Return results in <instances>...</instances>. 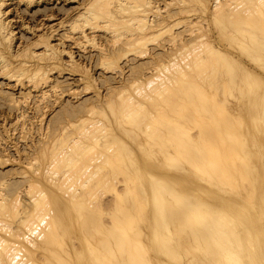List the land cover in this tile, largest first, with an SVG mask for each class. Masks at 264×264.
<instances>
[{"label":"rangeland","instance_id":"374dc122","mask_svg":"<svg viewBox=\"0 0 264 264\" xmlns=\"http://www.w3.org/2000/svg\"><path fill=\"white\" fill-rule=\"evenodd\" d=\"M90 1L31 0L30 3L29 0H5V7L10 10L11 28L15 31L12 43L18 47L5 49L2 54L8 62L5 69H0V198L8 200H4L6 204L3 201L6 206L9 204L7 208L0 207V221L34 237L33 229L35 232L45 228L43 222L46 220L41 222L43 212L39 211L46 208L48 219L45 225L51 222L54 228L46 243L40 238L31 243L26 238L22 239L23 236L21 239L12 237L1 227L0 236L18 247L17 253L23 256L26 264H226L228 260L219 256L221 252L225 254L222 248L226 247L220 245H228L233 240L235 243L243 242L244 238L250 241L244 240L245 245L246 241L253 244L246 245V249L253 247V251L246 252L255 255L254 259H247L248 264H264V11H259L263 14L258 13L259 18L262 15V21L254 17L236 27L238 22L230 20L226 13L216 15L213 12H216L215 0H210V5L208 0H203L204 4L186 0L185 9L189 13L180 11L179 0H149L151 5L146 8L150 24L143 33L137 28L123 26L119 32L124 35H115L100 23L98 28L86 25V36L76 33L71 26L79 18V11L81 14ZM220 1L226 3L225 7H221L226 12L231 11L230 3L238 2ZM243 1L240 0L239 4L242 6L244 3L247 5L244 9L249 8V0ZM226 5H229L228 9ZM260 22L263 29L259 26ZM219 26L224 27L220 30ZM160 29L164 32L160 33ZM199 31L223 57L226 55L225 59L220 54H212L206 60L205 57L210 54L208 51L204 58H200L204 59L200 65L199 59L196 61L198 66L194 64L195 59L192 63L196 54L194 51L201 49V44L196 42L194 45L199 47L193 48ZM231 31H235L237 40L230 35ZM251 34L255 40L250 39ZM145 35L149 37L148 41H137ZM45 42L63 50L57 63L45 55ZM32 49L40 54V59L32 58ZM141 49L146 52L140 53ZM202 50L205 49L202 47ZM20 51L27 55H21ZM198 55L196 60L202 53ZM177 64L182 67L181 73L178 70L174 73ZM183 64L195 67L183 69ZM172 72L184 76H178L180 79L176 84L170 85L171 91L163 89L162 95L152 92L146 99L147 93H150L147 82L154 80L155 84L158 76L168 77ZM174 74L171 77L176 76ZM200 74L206 77H200ZM41 89L45 91L44 95ZM131 95L141 102L140 106L131 104L133 108L128 107L130 104L123 98ZM153 95L155 99H152ZM128 109L132 113H128ZM173 124L176 126L173 127ZM217 128L223 131L217 132ZM92 131L93 134H90ZM222 133L242 134L240 143H248V150L244 148L245 144H241L234 155L226 157L224 154L215 160L212 165L219 168L218 173L212 167L216 172L213 174L211 168L208 172L205 169L208 165L202 163L194 171L200 179L178 168L183 159V149L179 144L186 140H183L186 134ZM176 134L183 137L179 135L178 138ZM78 140H82L80 143L84 146L90 144L89 149L86 148L88 154L85 148L80 152L78 147L75 148L74 143H79ZM197 140L200 142V154L204 151L212 153L214 148L210 140L207 146L202 140ZM219 140L216 142L218 146L222 144ZM112 142L117 148L112 146ZM110 143L112 152H107V160L103 159L105 163L90 162L91 157L96 158L100 152L106 154L105 145ZM72 146L79 153L77 150L73 152L74 149L70 152ZM67 150L71 155H80L75 162L72 161L75 165L80 161L76 166L63 162ZM243 151H246L245 154ZM220 167L224 169L220 170ZM179 171H183L185 177ZM206 176L209 182L215 184L213 187L205 184L207 182L203 178ZM226 178L229 181L224 180ZM170 189L175 192L173 195L178 191L192 193L196 189L203 190L202 194L199 192L198 199L207 200L213 208H224L220 215L225 218L229 216L234 220L237 217L234 220L239 224L234 225L237 232L232 229L234 234L230 228L227 229L232 234H227L228 238L224 234L217 235L219 239L214 245L211 242L208 244V235L202 237L203 241H195L190 231L191 220L183 212L184 205L193 197L184 193L185 197L181 199V194V203L177 201L180 200L177 199L180 193L175 197ZM38 192H44L47 197ZM39 195L43 196L38 197L41 201L37 200ZM34 196L36 203L33 202ZM37 202L41 204L36 209ZM47 204L50 207L45 206ZM3 207L9 210L5 211ZM212 215V212L203 213L199 225ZM23 219L26 220L24 224ZM1 248L0 251H3Z\"/></svg>","mask_w":264,"mask_h":264},{"label":"bare ground","instance_id":"6f19581e","mask_svg":"<svg viewBox=\"0 0 264 264\" xmlns=\"http://www.w3.org/2000/svg\"><path fill=\"white\" fill-rule=\"evenodd\" d=\"M33 1V0H32ZM37 1V0H36ZM47 1V0H46ZM52 1V0H51ZM193 1H198L199 3H201L203 0H193ZM207 1V0H206ZM210 0H208V3H209V5L211 4V2H209ZM224 1H226L227 2V0H224ZM234 1V0H233ZM236 1V0H235ZM239 1L240 0H238V2H235L234 4L233 3H230L231 2V0L229 1V3L230 4H232V6L231 7H229L230 9H231V11L229 12H226L227 10H225V11H223L222 9H221V7H222V5H223V7H225V5L224 4H226V3H224V4H222L221 3V1L220 0H215V2H216V4L214 5V9L216 10V12L215 11H213L214 13H217L216 15H218L219 13H221V15H224V14H222V13H226L225 15L226 16H228V17H230V20H235V22L237 21L238 23H237V25H236V27H239L241 24H244V23H246V22H250L252 19H254V17H256V19L257 18H259V15L260 14H263V13H260L259 11H264L263 9L262 10H260V8L261 7H263L264 8V0H249V2H248V7L249 8H246V9H244V7H246L247 5L245 4L244 5V3H243V7L239 4ZM241 1H243V0H241ZM29 2L31 3V0H29ZM244 2V1H243ZM9 3V2H8ZM238 3V4H237ZM263 5H261V4ZM29 4V3H28ZM179 7H181V9H180V11H187V13H189L188 12V10H186L185 9V7L187 6V3H186V0H179ZM202 4H204L203 2H202ZM213 4V3H212ZM228 4V3H227ZM229 4V5H230ZM242 4V3H241ZM260 4V5H259ZM85 5V4H84ZM89 5V6H88ZM87 6L88 7H86L85 8V10L81 13V14H79L80 13V11H79V13H78V19L76 18V20H75V22L72 24V29L73 30H76V33H80V34H82V35H86V30L84 29L85 28V26L86 25H90V27H92V28H94V27H97L98 28V26H100L101 24L100 23H103L102 25L104 26V27H106V28H109V29H111L112 31L111 32H113L115 35H117L118 33H121V32H119V29H120V27H123V26H127L128 28L130 27V28H132V27H134V28H137L138 30H140L141 31V33H143L144 32V30L148 27L147 25L148 24H150L149 22V18H148V9L146 8V7H148V6H150L151 5V2L149 1V0H91L90 2H89V4H88ZM171 5V4H170ZM228 5V6H229ZM240 5V6H239ZM6 6V3H5V0H0V69L1 68H4L5 69V67H6V65H7V62H8V59H7V57H5L2 53H4V51H5V49H13L12 48V46H14V48L15 47H18V45L16 44V43H12V36H14V32H13V29L11 28V25H13V24H11V21L12 20H9V13H10V10L7 8V7H5ZM9 6V5H8ZM29 6H30V4H29ZM167 6V5H166ZM228 6L226 5V8L228 9ZM211 7H213L212 5H211ZM242 7V8H241ZM260 7V8H259ZM6 8V9H5ZM225 8V9H226ZM213 9V8H212ZM242 9H244V10H242ZM259 9V10H258ZM209 10V9H208ZM247 10V11H246ZM257 11V12H256ZM151 12V11H150ZM163 12V11H162ZM165 12V11H164ZM159 13V12H158ZM192 13V12H191ZM190 13V14H191ZM257 13V14H256ZM258 13H260L259 15H258ZM160 14H161V12H160ZM165 15V14H164ZM258 15V16H257ZM209 16V15H208ZM213 16V15H212ZM262 16V15H261ZM261 16H260V18L259 19H261V21L264 19V17H263V19L261 18ZM227 17V18H228ZM217 18V17H216ZM215 18V19H216ZM221 18V17H220ZM232 18V19H231ZM224 20V19H223ZM209 21V20H208ZM218 21V20H217ZM220 21V20H219ZM259 21V20H258ZM82 22V23H81ZM214 22H215V20H214ZM262 22H264V21H262ZM42 24V23H41ZM45 24V23H44ZM194 24V23H193ZM220 23H218V25H219ZM228 24H229V22H228ZM235 24V23H234ZM247 25V24H246ZM262 25L263 24H261V22H260V25L259 26H261V29H263V27H262ZM204 26V25H203ZM24 27V26H23ZM26 27V26H25ZM41 27V26H40ZM39 27V28H40ZM89 27V28H90ZM102 27V26H101ZM219 27H221V29L220 30H222V27H224V26H219ZM45 28V27H44ZM77 28H79L80 30H77ZM88 28V27H87ZM88 28V29H89ZM242 28V27H241ZM241 28H237V30L240 32L241 31ZM91 29V28H90ZM96 29V28H95ZM31 30V29H30ZM34 30V29H33ZM40 30V29H39ZM50 30V29H49ZM137 30V31H138ZM164 29H160L159 31H160V33L161 32H164L163 31ZM205 30V29H204ZM235 30V29H234ZM32 31V30H31ZM104 31V30H103ZM122 31V30H121ZM125 31V30H124ZM67 32V31H66ZM108 32V31H107ZM127 32V31H126ZM125 32V33H126ZM232 32V31H231ZM234 32L235 31H233L230 35H232L233 37H235L234 39L235 40H237V36H234L235 34H234ZM243 32H244V30H243ZM92 33V32H91ZM123 33V32H122ZM121 33V34H122ZM199 34H197V36L195 37V41H194V43H193V48H195V46H197V45H194L195 44V42L196 43H198V44H201L200 46L201 47H199V45L197 46V47H199V48H201L200 50H196V51H194L195 53V56L193 57V61H192V63H194V59H195V65L196 66H198V64L200 65V62H203L204 61V59L202 60V59H200V58H204L203 57V55L205 54V55H207V52L209 51L210 52V54H208L207 55V57H205V59L206 58H208V56H209V58H210V56L212 57L213 55L212 54H220L222 57H223V54L219 51V50H216V48L212 45L211 46V44H210V41L208 42V38L207 39H205V37H203V34H202V31H199L198 32ZM225 33V32H224ZM242 33V32H241ZM253 33V32H252ZM256 33V32H255ZM16 34V33H15ZM60 34V33H59ZM72 34H74V33H72ZM71 34V35H72ZM132 34V33H131ZM249 34V33H248ZM257 34V33H256ZM58 35V34H57ZM95 35V34H94ZM114 35V36H115ZM122 35H124V34H122ZM122 35H120V36H122ZM127 35H128V32H127ZM252 35V34H251ZM249 36L250 37V39H252V40H255V39H253V38H255L254 37V35H252V36ZM73 36V35H72ZM87 36V35H86ZM93 36V35H92ZM119 36V35H118ZM118 36H116V37H118ZM134 36V35H133ZM156 36V35H155ZM205 36V35H204ZM74 37V36H73ZM84 37V36H83ZM113 37V36H112ZM147 35H145V36H143V37H141V38H139V39H137V41L138 42H142L144 39H147V41H148V39H149V37H147ZM203 37V38H202ZM232 37V38H233ZM243 37V36H242ZM249 37H248V40H249ZM16 38V37H15ZM41 38V37H40ZM40 38H38V39H40ZM67 38H69V37H67ZM92 38V37H91ZM119 38H121V37H119ZM125 38V37H124ZM130 38H131V35H130ZM136 38V37H135ZM13 39H14V37H13ZM85 39V38H84ZM118 39V38H117ZM126 39H129V37H127ZM151 39V38H150ZM175 39V38H174ZM262 39V38H261ZM15 40V39H14ZM113 40V39H112ZM135 40V39H134ZM231 40H233V39H231ZM263 40V39H262ZM115 41V40H114ZM132 41V40H131ZM136 41V42H137ZM149 41H153V39L152 40H149ZM158 41V40H157ZM36 42V41H35ZM116 42V44H117V41H115ZM250 42V41H249ZM37 43V42H36ZM46 43V47L44 48L45 49V55L47 54V55H49L50 56V58L51 59H54L55 60V63H57L59 60H61V53L63 52V50L61 49V48H59V47H57L56 45H54V44H51V43H49V42H45ZM127 43V42H126ZM238 43H240V42H238ZM13 44V45H12ZM34 44V43H33ZM38 44V43H37ZM136 45H138L137 43H135ZM210 44V45H209ZM241 44H244V43H240V45ZM36 45V44H35ZM39 45V44H38ZM37 45V46H38ZM245 45V44H244ZM243 45V46H244ZM262 45V44H261ZM242 46V47H243ZM128 47V46H127ZM202 47L205 49L204 51L202 50ZM244 47H248V46H244ZM36 47H34V49H35ZM17 49V48H16ZM27 49V48H26ZM34 49H32V51H31V56H32V58H36V59H40V54L38 53V52H36ZM196 49V48H195ZM198 49V48H197ZM207 49V50H206ZM245 49V48H244ZM34 50V51H33ZM123 50V49H122ZM194 50V49H193ZM258 50V49H257ZM261 50V49H260ZM13 51V50H12ZM27 51L28 50H26V53H27ZM198 51H199V53H198ZM203 51V52H202ZM205 51H206V53H205ZM248 51V50H247ZM22 51H20V53H21ZM25 52V51H24ZM23 52V53H24ZM139 52L140 53H145L146 51L145 50H139ZM208 52V53H209ZM253 52V51H252ZM251 52V53H252ZM14 53V52H13ZM22 54L21 53V55H23V56H25V55H27V54ZM41 53H43V52H41ZM127 53V52H126ZM129 53V52H128ZM201 53H202V56H199V55H201ZM199 54V55H198ZM225 54V53H224ZM112 55V54H111ZM127 55V54H126ZM125 55V56H126ZM145 55V54H144ZM143 55V56H144ZM193 55V54H192ZM197 55L199 56L198 58H197V60H196V58L195 57H197ZM251 55V54H250ZM253 55V54H252ZM251 55V56H252ZM72 56V55H71ZM226 56V55H225ZM224 56V57H225ZM257 56V55H256ZM19 57V56H18ZM111 57V56H110ZM223 57V59H225ZM192 59V58H191ZM201 60V61H199V60ZM254 59H255V57H254ZM109 60V59H108ZM207 60V59H206ZM121 61V60H120ZM186 61V60H185ZM196 61L198 62L199 61V63L198 64H196ZM236 61V60H235ZM259 62V61H258ZM1 63H2V65H1ZM109 63H111L112 64V62H109ZM108 63V64H109ZM191 63V62H190ZM222 63V62H221ZM230 63V62H229ZM25 64V63H24ZM186 64V63H185ZM187 64H188V62H187ZM186 64V65H187ZM237 64V63H236ZM23 65V64H22ZM195 65H193L194 67H195ZM232 65V64H231ZM174 66V65H173ZM172 66V67H173ZM180 66V64L178 65L177 64V68L175 69V70H173V71H175L174 73H177L178 71L181 73L182 72V67H179ZM211 66V65H210ZM176 67V66H175ZM175 67H173V68H175ZM184 67L185 68H187V67H190V65H188V66H185L184 64H183V69H184ZM192 67V66H191ZM191 67H190V69H191ZM194 67H192V69L194 68ZM213 67V66H212ZM216 68V67H215ZM233 68V67H232ZM241 68V67H240ZM197 69V68H196ZM3 70V69H2ZM111 70V69H110ZM133 70V69H132ZM178 70V71H177ZM181 70V71H180ZM205 70V69H204ZM212 70V69H211ZM1 71V70H0ZM114 71V70H113ZM184 71V70H183ZM186 71H188V70H186ZM189 72V71H188ZM215 72V71H214ZM247 72V71H246ZM22 73V72H21ZM173 73V72H172ZM173 73V74H174ZM184 73V72H183ZM201 73L203 74L204 72L203 71H201ZM172 74V75H173ZM202 74H200V77H201V75ZM211 73H209V76L208 77H210L211 75H210ZM215 74V73H214ZM171 75V76H172ZM174 75H176V74H174ZM182 75V74H181ZM179 76V77H183L184 75H182V76ZM188 75V74H187ZM207 75H208V73H207ZM247 75V74H246ZM249 75V74H248ZM162 76V75H161ZM171 76H168V77H166V76H164V78L163 77H160V76H158L159 78H158V80H157V82L154 84L153 82H154V80L153 81H150V82H147V83H149V88H150V93H147V97H146V99L147 98H149L150 97V94L152 93V92H154V93H157V95H159L161 92H162V90L164 89V90H167V89H169L168 91H171V89H170V85L172 84L173 85V83L175 82V84H176V82H177V80H178V76L176 75V76H173V77H171ZM185 76H186V73H185ZM189 76V75H188ZM157 77V76H156ZM202 77H206V76H204V75H202ZM30 78V77H29ZM28 78V79H29ZM186 78H188V77H186ZM212 78V77H211ZM180 79V78H179ZM206 79V78H205ZM46 80V79H45ZM139 80V79H138ZM156 80V79H155ZM210 80V79H209ZM216 80V79H215ZM218 80H220V78L218 79ZM141 81V80H140ZM186 81H188V79L186 80ZM185 81V82H186ZM211 81V80H210ZM17 82V81H16ZM46 82H48V80H46ZM136 82V81H135ZM182 82H183V80H182ZM189 82V81H188ZM138 83V82H137ZM208 83V82H207ZM27 84V83H26ZM28 84L30 85V83L28 82ZM34 84V83H33ZM142 85H143V83H141ZM178 84V83H177ZM191 84H193V83H191ZM35 86V85H34ZM136 86H138V85H136ZM141 86V85H140ZM199 86V85H198ZM35 87H37V85L35 86ZM50 87V86H49ZM172 87V86H171ZM211 87V86H210ZM220 87V86H219ZM47 88V87H46ZM52 88V87H51ZM50 88V89H51ZM138 88V87H137ZM140 88H142V87H140ZM139 88V89H140ZM166 88V89H165ZM40 89V88H39ZM136 89V88H135ZM142 89H144V88H142ZM141 89V90H142ZM140 90V91H141ZM191 90H192V88H191ZM41 91H42V93H43V95L45 94V91H43L42 89H41ZM146 91V90H145ZM39 92V91H38ZM47 92V91H46ZM136 92V91H135ZM40 93V92H39ZM137 93V92H136ZM146 93V92H145ZM153 93V94H154ZM175 93V92H174ZM48 94V93H47ZM140 94V93H139ZM143 94H144V91H143V93L142 94H140L139 96H140V98L141 97H143ZM152 95V94H151ZM161 95H162V93H161ZM171 96V95H170ZM178 96V95H177ZM189 97H191L190 95H188ZM155 96L153 95L152 96V99H155L154 98ZM172 97H174V96H172ZM123 100H125V101H127L128 102V104H130V106H128V107H131L132 105H135V104H138V106H140L141 105V102H139L138 100H137V98L136 97H134V96H125V98H123ZM150 100V99H149ZM171 101H172V99H171ZM170 102V101H169ZM174 103V102H173ZM132 104V105H131ZM143 105V104H142ZM137 105H135L134 107H136ZM127 107V108H128ZM142 107V106H141ZM140 107V108H141ZM182 107V106H181ZM125 108V107H124ZM123 108V109H124ZM131 108H133V107H131ZM184 108V107H183ZM122 109V110H123ZM135 109V108H134ZM134 109H133V112H135L137 109H135V111H134ZM125 110V109H124ZM132 110V109H131ZM204 111H205V108L203 109ZM127 112V111H126ZM207 112V111H206ZM94 113V112H93ZM128 113H132V112H129V109H128ZM208 113V112H207ZM135 114V113H134ZM222 114V113H221ZM127 115H129V114H127ZM132 115V114H131ZM151 115V114H150ZM135 116V115H134ZM152 116V115H151ZM155 116V115H154ZM132 117V116H131ZM137 117V116H136ZM133 118V117H132ZM131 120V119H130ZM145 120V119H144ZM170 120V119H169ZM194 120H195V118H194ZM206 120V119H205ZM167 121V120H166ZM98 122V121H97ZM101 122V121H100ZM137 122H138V120H137ZM143 122V121H142ZM206 122V121H205ZM136 123V122H135ZM149 123V122H148ZM197 123V122H196ZM78 124V123H77ZM250 124V123H249ZM149 125V124H148ZM141 126V125H140ZM173 127H175L176 126V124L174 125H172ZM179 126H181V125H179ZM225 126V125H224ZM84 127V126H83ZM148 127V126H147ZM170 127V126H169ZM168 126H167V128H169ZM173 127H171L170 129L172 130V128ZM86 128V127H85ZM108 128V127H107ZM142 128V127H141ZM177 128V127H176ZM213 128V127H212ZM88 129V128H87ZM90 129V128H89ZM92 129H93V127H92ZM98 129V128H97ZM149 129V128H148ZM174 130H175V128H173ZM202 129V128H201ZM211 129V128H210ZM224 129V128H223ZM226 129H227V127H226ZM100 130V129H99ZM129 130V129H128ZM167 130V129H166ZM179 129H177V131H178ZM181 130V129H180ZM217 132H222L223 130H222V128H217V129H215ZM84 131V130H83ZM90 131V130H89ZM98 130H96V132H97ZM106 131V130H105ZM170 131V130H169ZM203 131V130H202ZM211 131H213V130H211ZM86 132H88V131H86ZM93 132L94 131H92V132H90V134H93ZM95 132V133H96ZM173 132V131H172ZM175 133H176V130L174 131ZM216 132V133H217ZM85 133V132H84ZM89 133V132H88ZM94 133V134H95ZM100 133V132H99ZM157 133V132H156ZM178 133V132H177ZM87 134V133H86ZM158 135V134H157ZM162 135V134H161ZM176 135H178V138H180L179 137V135L180 134H176ZM185 135V134H184ZM87 136V135H86ZM90 135H88L87 137H89ZM96 136H97V133H96ZM100 136V135H99ZM170 136V135H169ZM181 136V135H180ZM241 136H242V134H186L184 137H186V138H184L183 136H181V137H183V140H185V141H181V143L179 144V147H181L182 149H183V159H182V161H181V167H178V168H181V170L183 169L184 170V172L185 173H188L189 175H195L196 177H197V179H200V175L198 174V173H195L194 171H196L197 169H199V167H200V165L203 163L204 165H208V166H206V170H208V172H209V169L212 167L214 170H216V171H214L212 168H211V170H212V173L214 172H216V173H218L219 171V168H217L216 169V167H214L212 164H214L215 162V160H217L218 158H220V157H222L224 154L226 155V157H227V155H234V153H236V151H238V150H240L239 148H240V146H241V144H243V143H240V138H241ZM246 136V135H245ZM104 137V136H103ZM171 137V136H170ZM194 137H195V140H194ZM71 138H72V136H71ZM85 138V137H84ZM90 138H92V137H90ZM94 138H95V136H94ZM94 138H92L93 140L92 141H96V140H94ZM97 138H99V137H97ZM96 138V139H97ZM165 138V137H164ZM172 138V137H171ZM88 139V138H87ZM101 139V138H100ZM106 139V138H105ZM117 139V138H116ZM166 139V138H165ZM182 139V138H181ZM196 139H200V140H202V142L204 143V145L205 146H207V145H209L210 143H209V140H210V142H212V147L214 148L213 149V151H212V153H209L208 151H204L203 153H201L200 154V148L201 147H199L200 145H199V141H198V144H197V141H196ZM221 140L222 142V144L220 145V146H218L217 145V140ZM72 140V139H71ZM122 140V139H121ZM155 140V139H154ZM219 140V141H220ZM59 141V140H58ZM77 141V140H76ZM75 141V148L76 147H78L77 149L79 150V152L80 151H84L83 149L85 148V150H86V148H88V146L90 145H88V146H84L83 144H81L80 142L82 141H79L78 140V142L79 143H77ZM113 141V140H112ZM166 141H168V143L169 142H171V141H169V140H166ZM173 141V140H172ZM99 141H97V143H98ZM201 142V143H202ZM63 143V142H62ZM76 143H77V145H76ZM82 143H84V142H82ZM96 143V142H95ZM113 143L114 142H112V146H114L115 147V145H113ZM86 144V143H85ZM116 144V143H115ZM125 144V143H124ZM148 144V143H147ZM171 144V143H170ZM170 144H168L169 146H170ZM245 144V145H244ZM244 148H247V146H248V143H246V142H244ZM92 145V144H91ZM174 145V143L172 144V146ZM117 146V145H116ZM171 146V147H172ZM65 147V146H64ZM73 147V146H72ZM90 147V146H89ZM92 147H93V145H92ZM96 147V146H95ZM75 148L73 147V148H70L71 149V151L70 150H67V152L65 153V157H63L64 159H63V162L65 161V162H67L69 165H70V162L74 165V166H76L80 161H78V162H76V165L72 162V161H74L75 162V159H76V157H77V155H78V150H77V154L76 155H71L72 153H70V152H72L73 151V149H74V151L73 152H75L76 150H75ZM115 148H117V147H115ZM176 147H174V149H175ZM82 149V150H81ZM89 149V148H88ZM91 149V148H90ZM93 149V148H92ZM112 149V147H111V143L109 144V145H105V150H106V154H104V153H102V152H100L101 154H97L96 155V158L94 157L93 159H92V157H91V161L90 162H93V161H100V162H104L105 163V161L107 160V157H108V155H107V152H109L110 150ZM177 150H179V149H177ZM247 150H248V148H247ZM250 150V149H249ZM68 151H70V152H68ZM88 150H86V152H87ZM113 151H115V149H113ZM110 152H112V151H110ZM116 153H117V151H115ZM170 152V151H169ZM244 152H246V151H243V153ZM63 153V154H64ZM70 153V154H69ZM76 153V152H75ZM75 153H73V154H75ZM83 153V152H82ZM248 153V152H247ZM246 153V154H247ZM56 154V153H55ZM54 154V155H55ZM81 154V153H80ZM84 155H86L85 153H83ZM87 154H88V152H87ZM245 154V153H244ZM114 155V154H113ZM61 156H64V155H61ZM67 156H69V159H68V157ZM78 156H80V155H78ZM93 156V155H92ZM116 157V156H115ZM240 157V156H239ZM249 156H247V158H248ZM122 158V157H121ZM78 159V158H77ZM90 159V158H89ZM105 161H104V160ZM240 159H242V158H240ZM248 159H250V158H248ZM60 160V159H59ZM58 160V161H59ZM93 160V161H92ZM234 160H235V157H234ZM237 160V159H236ZM242 160H244V159H242ZM62 161V160H61ZM77 161V160H76ZM99 162V163H100ZM109 162L111 163V161H110V159H109ZM109 162H107L108 164H109ZM67 163H66V165H67ZM97 163V162H96ZM89 164V163H88ZM91 164V163H90ZM68 165V166H69ZM85 165H87V164H85ZM85 165H83V166H85ZM212 165V166H211ZM228 166V168H229V164H227ZM72 166V165H71ZM109 166H110V164H109ZM241 166V165H240ZM245 166V165H244ZM98 167H100V166H98ZM230 167H231V165H230ZM243 167V166H242ZM78 168V167H77ZM85 168V167H84ZM83 168V169H84ZM88 168H90V167H88ZM95 168H96V166H95ZM204 168V167H203ZM73 169V168H72ZM80 169H81V167H80ZM87 169V168H86ZM224 169V167H220V170H223ZM242 169V168H241ZM62 170H63V168H62ZM99 170V169H98ZM249 170V169H248ZM80 171V170H79ZM90 171V170H89ZM78 172V171H77ZM84 172V171H83ZM181 172H183V171H181ZM180 171H179V173H181ZM184 172H183V177H185L184 176ZM69 173V172H68ZM90 173L92 174V173H94V171L93 172H91L90 171ZM89 173V174H90ZM213 173V174H214ZM224 173V172H223ZM236 172H234V174H235ZM82 174V173H81ZM88 174V173H87ZM90 174V175H91ZM95 174V173H94ZM112 174V173H111ZM229 174H231V173H229ZM84 175V174H83ZM86 175V174H85ZM113 175H115V174H113ZM181 175H182V173H181ZM217 175V174H216ZM66 176V175H65ZM64 176V177H65ZM87 176V175H86ZM93 176V175H92ZM98 176V175H97ZM106 176V175H105ZM222 176V175H221ZM235 176V175H234ZM239 176V175H238ZM245 176V175H244ZM56 177V176H55ZM55 177H54V179H55ZM78 177V176H77ZM108 176H106V178H107ZM162 177V176H161ZM182 177V176H181ZM180 177V178H181ZM218 177V176H217ZM229 177V176H228ZM246 178L248 177V175L247 176H245ZM66 178V177H65ZM76 178V177H75ZM79 178V177H78ZM81 178V177H80ZM87 178H91V177H87ZM106 178H104L105 180H106ZM163 178V177H162ZM222 178V177H221ZM233 178V176L232 177H230L229 179H232ZM27 179V178H26ZM53 179V178H52ZM54 179L51 181V182H53L54 181ZM197 179H193V181H196ZM204 179V181H206L207 183H205V182H203L202 183V181H201V183L202 184H206L207 185V187L209 186V187H213V185H215V184H213L212 182H209L210 180L208 179V176H206L205 178H203ZM229 179H224V180H227V181H229ZM237 179V178H236ZM91 180V179H90ZM175 180V179H174ZM220 180V179H219ZM219 180H218V184H219ZM235 180V179H234ZM103 181V180H102ZM114 181H115V179H114ZM165 181V180H164ZM226 181V182H227ZM56 182V181H55ZM54 182V183H55ZM65 182V181H64ZM198 182V181H197ZM199 182H200V180H199ZM232 182H234V181H232ZM34 183V182H33ZM67 183V182H66ZM208 183H209V185H208ZM225 183V182H224ZM53 184V183H52ZM105 184V183H104ZM193 184H195V182H193ZM197 185H198V183H196ZM217 184V185H218ZM30 185V184H29ZM33 185L34 184H32L31 186L33 187ZM63 185V184H62ZM61 185V186H62ZM66 185V184H65ZM64 185V186H65ZM86 185H87V183H86ZM131 185V184H130ZM221 185H222V183H221ZM224 185H226V184H224ZM223 185V186H224ZM10 186V185H9ZM224 187H226V186H224ZM30 188V187H29ZM78 188V187H77ZM227 188V187H226ZM100 189V188H99ZM114 189H116L115 188V186H114ZM229 189V188H228ZM77 190V189H76ZM87 190V189H86ZM85 190V191H86ZM231 190V189H230ZM40 191V190H39ZM91 191V190H90ZM119 191V190H118ZM118 191H117V193H118ZM170 191V193L173 195V192L174 191H172L171 192V189L169 190ZM201 191V193L200 194H202V191L203 190H201V189H196L195 191L193 190V192L192 193H190V192H187L186 190H185V192L184 191H178L179 193H180V195H178V192L175 194V195H173V196H175V197H177V195H178V198L177 199H180L179 197H181L182 195V197H181V199H183L184 197H185V195L186 196H188V197H193L194 199H195V201H194V199L193 198H188L189 199V203L188 204H186L185 203V201H184V204H186V205H184V211L183 210H181V211H183L184 212V214L186 213V218L188 219L189 218V221L191 220V222L189 223L190 224V231H192L191 233H192V236L194 235V238L193 239H195V241L197 240L198 242L199 241H203V239H202V237L203 236H207L208 235V244H210L209 242H211V243H213V245H214V243H217V241H218V239H219V237L218 236H220V235H222V234H224V236H226L227 238H228V236H227V234H229L230 232H233V230L232 229H234V225H235V223H234V220H236L237 219V217L235 216V215H233V216H235L234 218V220L233 219H230V218H228V217H223V215H220L221 213L220 212H222V214H223V209L224 208H221V207H216V208H213L212 207V205H210L208 202H207V200L205 201V199H203L202 200V198H199V199H201V201H205V202H200V200L198 199V197H200L199 195V192ZM205 191V190H204ZM232 191V190H231ZM45 192V191H44ZM44 192H41L42 194L44 193ZM74 192V191H73ZM77 192V191H76ZM182 192V193H181ZM232 192H234V190L232 191ZM32 193H33V191H32ZM38 193H40V192H38ZM37 193V194H38ZM40 193V195H42ZM90 193V192H89ZM175 193V192H174ZM184 193H185V195H184ZM206 193V192H205ZM204 193V194H205ZM210 193V192H209ZM19 194V193H18ZM47 194V193H46ZM78 194V193H77ZM182 194V195H181ZM40 195L39 196H37V198L38 197H40ZM48 195V194H47ZM79 195V194H78ZM83 195V194H82ZM160 195V194H159ZM206 195V194H205ZM205 195H204V197H205ZM207 195H208V193H207ZM210 195V194H209ZM43 196H46L45 195V193L43 194ZM43 196H41V197H43ZM72 196H75V195H72ZM71 196V197H72ZM80 196H81V193H80ZM79 196V197H80ZM95 196V195H94ZM162 196V195H161ZM1 198H2V195L0 196ZM35 197V196H34ZM40 197V198H41ZM47 197V196H46ZM0 198V207L1 206H5L6 208H7V206L9 205H5L6 204V202L8 201L5 197V199L7 200V201H4L3 199H1ZM36 197H35V199L33 198V202L34 203H36V201L37 200H40L39 198L37 199ZM73 198V197H72ZM9 199V198H8ZM37 199V200H36ZM42 199H44V198H42ZM46 199L47 198H45L44 199V201H46ZM114 199V198H113ZM181 199L180 200H177V201H180L181 202ZM187 199V200H188ZM16 200L18 201V199L16 198ZM34 200H36V201H34ZM48 200V199H47ZM3 201H4V203H3ZM32 201V200H31ZM41 201V200H40ZM166 201V200H165ZM183 201V200H182ZM227 201V200H226ZM13 202V201H12ZM11 201H10V203H12ZM16 203V202H15ZM48 203V202H47ZM179 203V202H178ZM181 203H183V202H181ZM14 204V203H13ZM21 204V203H20ZM37 204H38V202H37ZM41 203L39 202V204L38 205H36L35 204V208H36V206L37 207H39V205H40ZM225 204V203H224ZM227 204V203H226ZM49 204H47V205H45V206H48ZM11 206H12V204H11ZM10 206V207H11ZM15 206V204L13 205V207ZM19 206V205H18ZM80 206V205H79ZM227 206H228V204H227ZM34 207V206H33ZM43 207V206H42ZM42 207H40L39 208V210L42 208ZM48 207H50V205L48 206ZM47 207V208H48ZM104 207V206H103ZM211 208V209H207V208ZM4 208V207H3ZM12 208V207H11ZM16 207H14V209H15ZM34 208V209H35ZM43 208H45V207H43ZM229 208V207H228ZM5 209V208H4ZM4 209H1V210H4ZM18 209V208H17ZM37 209V208H36ZM48 209H50V208H48ZM207 210V211H204L203 212V210ZM6 210H9V209H5V211ZM27 210V209H26ZM42 211H39V212H43L42 213V217H41V222L42 221H47V214H46V211H47V209L45 208V209H41ZM211 210V211H210ZM4 211V212H5ZM17 211V210H16ZM34 211H36V210H34ZM51 212V211H50ZM207 212H209V214H210V212H212L214 215H212V217L210 218V217H208V219H206L205 220V222L203 223V222H201V223H203V224H201V225H199L200 223V218L203 216V213H207ZM227 212V211H226ZM52 213V212H51ZM50 213V214H51ZM173 213V212H172ZM230 213V212H229ZM170 214V213H169ZM208 215V214H207ZM226 215V214H225ZM224 215V216H225ZM228 215V214H227ZM49 216V215H48ZM206 216V215H205ZM204 217V216H203ZM36 218H38V217H36ZM231 218H233V217H231ZM29 219V218H28ZM27 218H26V220H28ZM32 219V218H31ZM39 219H40V217H39ZM45 219V220H44ZM25 219H23L22 221H23V224H24V222H26V220L24 221ZM33 220V219H32ZM37 221V220H36ZM43 222V226L45 227L44 228V230L41 228V230H39V229H37V230H35V232L33 231L34 229H33V227H32V234L34 235V237H31L30 235H28V234H26L25 232H23V231H20V230H17L16 228H14L11 224H6V223H2V221H0L1 223H0V227H1V230H4V231H6V232H8L10 235H12V237H15V238H19V239H21V237H22V239H27L29 242H33V243H36V239H39L40 238V241L41 242H44V243H46L47 242V237L49 236V234H50V232L52 231V229L54 228V225H52L51 224V222L49 223V225L47 224V225H45V223H47V222ZM180 221V220H179ZM240 221V220H239ZM4 222V221H3ZM30 222V221H29ZM34 222V221H33ZM39 222H40V220H39ZM48 222H49V220H48ZM186 222V221H185ZM186 223H188V222H186ZM28 224V223H27ZM34 224V223H33ZM32 224V225H33ZM238 223H236V225H237ZM31 225V224H30ZM31 225V226H32ZM233 225V226H232ZM235 225V226H236ZM26 226V225H25ZM29 226V225H28ZM34 226V225H33ZM37 226H39V225H37ZM42 226V227H43ZM238 226H239V224H238ZM16 227V226H15ZM36 227V226H35ZM34 227V228H35ZM40 227V226H39ZM232 227V228H231ZM27 228H31V227H27ZM26 228V229H27ZM38 228V227H37ZM192 228V229H191ZM226 230H225V229ZM231 230H230V229ZM227 229H229L230 230V232H229V230L227 231ZM30 231H31V229H30ZM234 231H236L235 229H234ZM239 231V230H238ZM225 232H226V235H225ZM237 232V231H236ZM250 231H248L247 230V233H249ZM55 233V232H54ZM234 234H235V232H233ZM241 233V232H240ZM251 233V232H250ZM23 234V235H22ZM232 233H230L229 235H231ZM236 234H238V233H236ZM218 235V236H217ZM52 236V235H51ZM234 237H235V235H233ZM240 236V235H239ZM239 236H237V237H239ZM37 237V238H36ZM226 237H224V238H226ZM241 237V236H240ZM226 238V239H227ZM231 239H234V238H232V237H230ZM217 239V240H216ZM229 240V239H228ZM241 240V239H240ZM244 240H247V241H249V239H243V242L242 241H240V242H236L235 243V241L233 240V242L231 241L230 243H228V245H220L219 243V245L220 246H225L226 247V249L223 247H221L222 249H223V251H225V254L223 253V252H221V254L219 255L220 257H222V258H226L228 261H226V264H248V260L247 259H254L255 258V255H254V253L252 252H249V253H247L246 252V250H248V251H251V249L253 248V247H251L250 246V248L251 249H246V245H248V244H252V243H248L247 241H246V245L244 244L245 243V241ZM28 242V243H29ZM206 242H207V239H206ZM250 242V241H249ZM12 243H16V242H12ZM205 244H207V243H205ZM131 245V244H130ZM12 245L10 244V242L8 241V240H6V239H4L2 236H0V247H2L1 249H4L3 251H0V264H26V262H24L23 261V256H20V254H18L17 253V250H19L18 249V247H14V246H12ZM220 246H219V248H220ZM252 246H253V244H252ZM252 251H253V249H252ZM21 253V252H20ZM207 255V254H206ZM27 259V258H26ZM41 260V259H40ZM222 260V259H221ZM191 261V260H190ZM202 261V260H201ZM204 261V260H203ZM218 262H220V261H218ZM28 263V262H27ZM32 263H34V261L32 262ZM46 263V262H45ZM202 263V262H201ZM221 263V262H220ZM29 264H30V262H29ZM216 264H219V263H216Z\"/></svg>","mask_w":264,"mask_h":264}]
</instances>
